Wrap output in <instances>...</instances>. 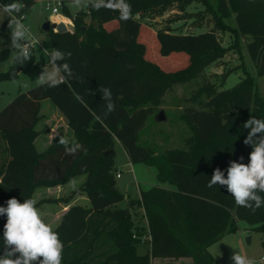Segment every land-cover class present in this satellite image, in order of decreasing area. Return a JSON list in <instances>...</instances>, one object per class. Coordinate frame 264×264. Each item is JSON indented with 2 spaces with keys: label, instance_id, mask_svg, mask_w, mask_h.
Wrapping results in <instances>:
<instances>
[{
  "label": "trees",
  "instance_id": "16d2710c",
  "mask_svg": "<svg viewBox=\"0 0 264 264\" xmlns=\"http://www.w3.org/2000/svg\"><path fill=\"white\" fill-rule=\"evenodd\" d=\"M13 2L23 5L22 13L37 0H0V5ZM194 2L205 7L218 29L248 38V55L257 75L264 76V0H128L134 19L127 22L120 20L119 12L107 9L86 8L72 14L64 2L63 13L76 31L51 28L46 33L49 50L71 53L66 62L74 77L58 87L36 85L0 111V206L6 207L12 197L21 203L33 199L38 187L58 186L86 174L83 189L90 204L71 205L53 229L64 244L62 264H152L154 258L222 264L209 246L239 230V221L264 234V208L252 212L237 206L224 187H207L217 167L226 177L229 161L240 162L243 156L242 162H249L252 148L243 143L249 131L243 124L251 116L264 119V100L254 77L246 73L235 86L224 89L227 76L218 83L209 80L208 69L225 55L217 28L198 34L154 29L159 58L181 53L175 57L187 59L177 69L168 70L148 55L147 26L143 29L146 24L138 16L162 14L175 6L184 12ZM229 17H234V28L226 22ZM8 55L4 48L0 60ZM48 64L45 57L37 63L34 50L28 62L0 72V81L18 76L19 69L34 77ZM194 79L204 84L181 113L189 129L183 145L159 153L142 143L140 130L150 114L161 112L166 91ZM101 85L111 88L116 105L106 118L105 102L96 91ZM44 100L66 119L76 138L74 143L68 141L74 154H66L58 136L44 151L37 149ZM116 141L131 162L154 163L159 182L168 187L141 190L128 207H120L125 194L117 184L116 152L105 155L115 150ZM137 208L142 209L144 223L135 220ZM5 223L6 216H0V255ZM146 234L150 247L140 253L138 246Z\"/></svg>",
  "mask_w": 264,
  "mask_h": 264
},
{
  "label": "rangeland",
  "instance_id": "374dc122",
  "mask_svg": "<svg viewBox=\"0 0 264 264\" xmlns=\"http://www.w3.org/2000/svg\"><path fill=\"white\" fill-rule=\"evenodd\" d=\"M48 2L51 3L52 7L57 4V0H37L34 6L23 12L26 18L22 20V23L49 50V39L42 26L47 20L55 22L54 17L64 15V13L63 7H59L58 13H53L51 9H47L45 5ZM64 2L69 4V0H64ZM68 8L72 14L76 12V10L69 6ZM200 9L203 11L199 12ZM138 17L146 24H143V29L147 26L148 31L144 33V38L149 43L148 55L150 58L152 57V60H155L166 69H177L185 65L187 59L183 56L175 57L179 54L181 55V53H173L172 55L175 56L170 59L168 57H161V55L159 58L157 46L154 44V29L169 27L183 33L195 32L198 34L217 28L219 38L225 47V55L219 62L208 69L209 80L218 83L220 79H225L227 76L222 88H230L235 86L240 78L248 73L254 77L258 94L264 100V76L257 75L255 66L248 55L246 49L248 38L235 32L218 29L215 22L212 21L211 15L201 4L194 2L184 12L175 6L169 7L162 14L139 15ZM226 22L231 28L235 27L234 17H229L226 19ZM72 24H74L73 21ZM4 48L9 49V55L6 59L0 60V72L8 71L12 67L14 64L13 57L16 55V51L10 46V29H8L7 18L0 24V51ZM43 57L45 56L42 50L38 48L36 50V62L40 64L43 61ZM50 67L51 65L48 64L46 68ZM39 75L37 74L32 77L29 73L19 69L18 76L0 81V111L19 93L26 92L36 86L37 76ZM203 84L202 79H194L185 83H178L167 90L159 105L162 108L161 112L158 113L159 111H156L150 114L140 130L142 143L154 146L159 153L167 149L181 147L184 143V138L189 134L188 127L181 119V113L186 104L192 102L193 95ZM41 109L43 117L37 125L39 136L36 139V146L39 151H43L47 147L48 141L54 136L52 135L53 133L57 134L53 128L57 132H60L62 136H68L65 125L66 121L63 120L61 113L54 107L51 101L45 100ZM161 113L164 119L158 120L157 117ZM75 139V136H72L70 141L75 142ZM115 152V167L121 169V176L117 177V184L119 189L125 194V199L119 203V206L126 208L128 207L129 200L137 199L140 196L141 190L162 183L158 180V169L154 163L131 162L119 141L115 143ZM85 179L86 174H81L74 177L67 184L62 185V187H38L35 190L33 199L37 201L36 205L41 212L42 219L50 224L53 229L59 223L56 219V214L58 213V216L61 214L63 205L67 202L65 198L72 195V198L69 200L70 203L74 200L80 204H90L89 200L86 199L87 195L83 189ZM141 216L142 209L137 208L135 220L140 221L139 223H144ZM238 224L239 230L225 235L210 245L209 251L218 261L221 262L224 259L226 264H233L230 257L235 251L251 258L254 264H264L260 260L264 254L262 247V241L264 240L263 232L249 228V225L244 221H239ZM237 234L239 239L235 237ZM246 237H251L250 243L246 241ZM148 248L149 245L147 243H140L138 246L139 252H145ZM155 264L171 263L169 261L156 260ZM191 264H193L192 260Z\"/></svg>",
  "mask_w": 264,
  "mask_h": 264
},
{
  "label": "clouds",
  "instance_id": "9594fccd",
  "mask_svg": "<svg viewBox=\"0 0 264 264\" xmlns=\"http://www.w3.org/2000/svg\"><path fill=\"white\" fill-rule=\"evenodd\" d=\"M68 6L76 11L84 8L117 11L120 20L124 22L134 19L132 5L128 0H69ZM22 7L23 5L18 2L0 6V24L5 18L8 19L10 46L16 51L13 61L17 65L31 60V50L23 42L33 34L19 16ZM45 53L51 67L43 68L37 76V86L58 87L74 77L75 73L66 62V58L71 56L70 52L45 49ZM96 91L101 94V99L105 102L104 117L106 118L116 110L112 90L101 85ZM75 99L84 102L83 97L78 94L75 95ZM243 128L249 130L243 141L252 148L249 162L243 163V156L239 157L240 162L229 161L226 177L225 172L217 167L207 187H224L237 206L255 212L264 208V195H261L264 193V119L251 116L244 122ZM59 143L65 146L66 154H74L75 149L69 146L67 140L60 138ZM6 204V207L0 206V216H6L3 231L4 251L0 255V264H62L63 241L58 232L42 219L41 212L36 207L37 201L29 198L21 203L17 198L12 197L6 201ZM230 259L233 264H254L251 258L238 251H235Z\"/></svg>",
  "mask_w": 264,
  "mask_h": 264
},
{
  "label": "crops",
  "instance_id": "0c3cea01",
  "mask_svg": "<svg viewBox=\"0 0 264 264\" xmlns=\"http://www.w3.org/2000/svg\"><path fill=\"white\" fill-rule=\"evenodd\" d=\"M66 6L68 7V4L66 3ZM69 9V8H68ZM68 19V22H67V24L69 23V21H71V18L70 17H67L66 15H59V16H56V17H54V21L55 22H61V21H63V22H65L64 21V19ZM45 101V100H44ZM43 101V102H44ZM43 102H42V105H43ZM57 109V108H56ZM42 110V109H41ZM58 110V109H57ZM59 111V110H58ZM62 115V114H61ZM62 117H63V120L64 121H66V119L64 118V116L62 115ZM66 132H67V134H68V136H62V134H60V132H57L56 130H55V128H53L54 129V132L55 133H57V134H52V135H54V136H52L51 137V139L48 141V144L46 145L47 147L54 141V139L58 136V137H60V138H64L65 140H67V141H69V142H71V143H74V142H72V141H70V139H71V137L72 136H74V134H73V132H72V130L70 129V127L68 126V124H67V121H66ZM75 141H76V139H75ZM35 144H36V141H35ZM37 147V146H36ZM46 147V148H47ZM46 148H44L43 149V151L46 149ZM118 170V169H117ZM71 181V180H70ZM68 183V182H67ZM67 183H65V184H67ZM65 184H61V185H58V186H54V188H59L60 186L62 187V185H65ZM159 185H161V186H164V187H168L166 184H159ZM119 187V186H118ZM148 188H150V187H148ZM147 188V189H148ZM140 197V196H139ZM86 199H88V198H86ZM77 203V201H71V203L70 202H66L64 205H63V209H62V212H61V214H59V216H58V213L56 214L57 215V220L59 221V223L61 222V219H62V216L67 212V210L69 209V207L71 206V205H73V204H76ZM59 223H58V225H59ZM57 225V226H58ZM56 226V227H57ZM235 237H237V239H239V236H238V234L235 236ZM250 238V241H251V237H249ZM142 243H147L148 245H149V247H150V244L147 242V241H144V242H142ZM250 243V242H249ZM149 250V248L147 249V251ZM139 251V250H138ZM147 251H145V252H147ZM145 252H140V253H145ZM161 261V260H164V261H169L171 264H184V263H186V264H191V259L190 258H180V259H160V258H154L153 260H152V264H155V261ZM193 263V262H192Z\"/></svg>",
  "mask_w": 264,
  "mask_h": 264
},
{
  "label": "built area",
  "instance_id": "2783aa9c",
  "mask_svg": "<svg viewBox=\"0 0 264 264\" xmlns=\"http://www.w3.org/2000/svg\"><path fill=\"white\" fill-rule=\"evenodd\" d=\"M64 4V1L63 0H57V4L55 6H51V3L48 2L46 3L45 7L47 9H51L53 13H58L59 12V7H62ZM23 15V12L22 13H19V16ZM22 20H24L26 18L25 15L22 16ZM67 23V22H65ZM68 24H72V20L69 21ZM26 47H28L30 50H31V53L34 51V50H37L38 48H40L45 56V58L48 60V57L45 53V47L41 44L40 40L35 37L34 35L28 37L24 42H23ZM48 50V49H47ZM121 176V169H118L117 172H116V177H120ZM151 237L149 234H146L142 237V242L144 241H150ZM262 263H264V254L262 255L261 259Z\"/></svg>",
  "mask_w": 264,
  "mask_h": 264
},
{
  "label": "water",
  "instance_id": "95a60500",
  "mask_svg": "<svg viewBox=\"0 0 264 264\" xmlns=\"http://www.w3.org/2000/svg\"><path fill=\"white\" fill-rule=\"evenodd\" d=\"M43 30L45 31H49L51 28L55 29L56 31H71V32H75V26L73 24H67L63 21L61 22H51L50 20H47L44 22L43 26H42ZM158 120H162L164 119L163 114L161 113L158 117ZM110 153H115V150H111L105 153V155H109ZM246 241L249 243L250 242V238L246 237ZM222 264H226V261L223 259L221 261Z\"/></svg>",
  "mask_w": 264,
  "mask_h": 264
}]
</instances>
